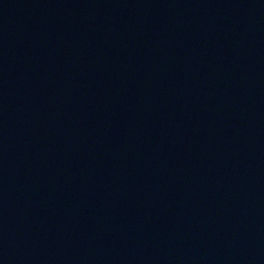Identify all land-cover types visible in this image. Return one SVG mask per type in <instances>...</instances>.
<instances>
[{
  "label": "water",
  "instance_id": "obj_1",
  "mask_svg": "<svg viewBox=\"0 0 264 264\" xmlns=\"http://www.w3.org/2000/svg\"><path fill=\"white\" fill-rule=\"evenodd\" d=\"M0 264H264V0H0Z\"/></svg>",
  "mask_w": 264,
  "mask_h": 264
}]
</instances>
